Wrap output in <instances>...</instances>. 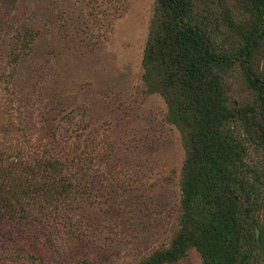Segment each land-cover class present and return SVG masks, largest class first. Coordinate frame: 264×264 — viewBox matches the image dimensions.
I'll return each instance as SVG.
<instances>
[{"label":"rangeland","instance_id":"374dc122","mask_svg":"<svg viewBox=\"0 0 264 264\" xmlns=\"http://www.w3.org/2000/svg\"><path fill=\"white\" fill-rule=\"evenodd\" d=\"M154 1L0 0L1 148L24 144L26 161L74 157L68 176L87 187L57 214L33 205V222L12 218L0 264H137L177 227L180 132L163 98L143 94ZM31 28L39 34L16 53ZM174 264L202 263L191 249Z\"/></svg>","mask_w":264,"mask_h":264},{"label":"trees","instance_id":"16d2710c","mask_svg":"<svg viewBox=\"0 0 264 264\" xmlns=\"http://www.w3.org/2000/svg\"><path fill=\"white\" fill-rule=\"evenodd\" d=\"M37 34L36 28L25 31L16 53ZM263 51L264 0L154 1L142 57L143 94L165 101L184 158L177 227L166 245L137 264H174L191 249L202 264H264ZM52 117L41 114L42 125L50 127ZM23 145H0V234L11 233L3 228L16 216L36 220L28 214L33 205L57 214L67 205L62 200H72L84 185L68 176L75 174L68 169L74 157L26 161Z\"/></svg>","mask_w":264,"mask_h":264},{"label":"water","instance_id":"95a60500","mask_svg":"<svg viewBox=\"0 0 264 264\" xmlns=\"http://www.w3.org/2000/svg\"><path fill=\"white\" fill-rule=\"evenodd\" d=\"M255 230H256V236H257L258 235V229L256 228Z\"/></svg>","mask_w":264,"mask_h":264}]
</instances>
